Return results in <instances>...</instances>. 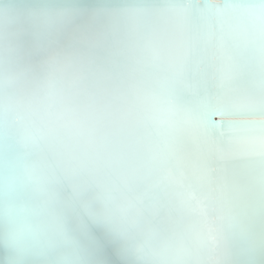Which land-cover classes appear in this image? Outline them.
Returning <instances> with one entry per match:
<instances>
[{
  "label": "clouds",
  "instance_id": "obj_1",
  "mask_svg": "<svg viewBox=\"0 0 264 264\" xmlns=\"http://www.w3.org/2000/svg\"><path fill=\"white\" fill-rule=\"evenodd\" d=\"M226 111L264 112V0H0V264H264Z\"/></svg>",
  "mask_w": 264,
  "mask_h": 264
},
{
  "label": "bare ground",
  "instance_id": "obj_2",
  "mask_svg": "<svg viewBox=\"0 0 264 264\" xmlns=\"http://www.w3.org/2000/svg\"><path fill=\"white\" fill-rule=\"evenodd\" d=\"M226 104H222L221 108L226 109ZM225 124L228 123H247L251 125L259 126L264 124V112L260 111H239L232 112L226 111L224 115Z\"/></svg>",
  "mask_w": 264,
  "mask_h": 264
}]
</instances>
